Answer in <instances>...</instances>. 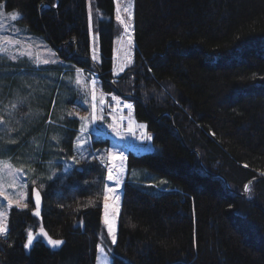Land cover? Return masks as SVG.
I'll list each match as a JSON object with an SVG mask.
<instances>
[{
  "label": "trees",
  "instance_id": "obj_1",
  "mask_svg": "<svg viewBox=\"0 0 264 264\" xmlns=\"http://www.w3.org/2000/svg\"><path fill=\"white\" fill-rule=\"evenodd\" d=\"M56 1L0 3L61 58L96 71L106 92L130 95L154 148L127 151V167L142 177L121 186L111 264H264V0H134L133 63L117 89L107 81L113 0H94L106 16L96 59L86 0ZM32 143L16 137L21 150ZM35 144L30 156L41 154ZM101 173L91 164L50 180L37 216L13 210L0 264H93L101 193L91 199V189ZM36 217L63 243L45 237L25 249Z\"/></svg>",
  "mask_w": 264,
  "mask_h": 264
},
{
  "label": "rangeland",
  "instance_id": "obj_2",
  "mask_svg": "<svg viewBox=\"0 0 264 264\" xmlns=\"http://www.w3.org/2000/svg\"><path fill=\"white\" fill-rule=\"evenodd\" d=\"M113 3V75L107 81L117 89L118 76L133 63L134 0H113ZM86 5L92 34L90 57L96 59L95 35L99 20L106 19V16L97 8L96 1L86 0ZM126 7L132 14L131 20H128V12L124 11ZM13 13L18 12L5 10L0 3V191L3 193L0 195V214L8 228L9 216L13 210H26L36 215L32 189L39 192L41 205L43 195L47 191V194L52 193L45 188L50 180L57 178L61 182L75 168L98 165L102 173L100 180L96 178L93 181L95 190L91 189V199L96 198L95 195L99 194L100 189L101 223L93 264H111L108 247L113 242L108 233V224H112L113 235L116 237L121 186L127 180L140 183L142 177L140 171L127 167V151H154L150 139L147 138V125L134 116L130 95L106 92L96 71L75 66L61 58L58 49L43 35L29 32L19 18L13 20ZM117 16L125 23L121 24ZM125 24L128 25L127 32ZM77 69L80 71L77 72ZM10 71L13 75L9 82L7 74ZM55 76H58V82L54 79ZM52 84L56 86L53 97L50 93ZM93 92L96 97L95 114L99 117L95 122H92ZM68 100L72 102L68 103ZM49 101L51 105L48 106ZM121 103L125 104L124 110L119 109ZM126 105L132 107L128 108ZM81 117L86 119L82 120ZM129 119L138 125H145L143 139L135 135L134 130L129 131ZM70 125L74 127L71 126L70 129ZM84 125H87V130L81 133ZM17 136L28 138V142L33 140V145L29 149L21 150L16 145ZM77 137L84 141L82 146H78L80 141ZM94 142L98 144L95 145ZM35 143H40L38 147H41V154L36 155L35 152L30 156L28 153L35 151L32 149L37 146ZM112 156L116 159H112ZM109 168L113 169V180L107 179ZM10 169L15 179L10 174ZM117 176L118 186L115 180ZM105 185L114 189L108 193L107 202L104 199ZM4 196L12 201L11 207ZM17 200L19 204L16 203ZM25 204L27 207H24ZM35 219L34 224L25 230V243L29 232L33 234L34 240L45 238L41 222L37 217ZM79 222L74 226H78Z\"/></svg>",
  "mask_w": 264,
  "mask_h": 264
},
{
  "label": "snow or ice",
  "instance_id": "obj_3",
  "mask_svg": "<svg viewBox=\"0 0 264 264\" xmlns=\"http://www.w3.org/2000/svg\"><path fill=\"white\" fill-rule=\"evenodd\" d=\"M124 11L125 12H128V20H131L132 19V14H131V12L128 11V8L127 7L124 9ZM19 16H20L19 13H13L12 14V19L13 20H16V19L19 18ZM117 19L120 21L121 24H124L125 23V21L123 19H121L119 16H117ZM127 31H128V25L125 24V32H127ZM93 58L95 59V57H93ZM44 62L45 63H48V61H44ZM79 71L80 70L77 69V72H79ZM92 99L94 101L93 102V105H92V109H93V112H92V122H95L97 119H99V117L95 114V110H96V104H95L96 97H95V92H93V94H92ZM101 103H103V101H101ZM126 107L131 108L132 106L131 105H126ZM81 119L82 120H85L86 118L85 117H81ZM141 127H143V125ZM86 130H87V125L82 126L81 133H83ZM129 131H131V129H129ZM147 138L148 139H151L150 136L147 137ZM77 139L80 141V145H78V146H82V144L84 143V141L81 139V137H77ZM112 159H116V157L115 156H112ZM4 167L8 168L9 166L8 165H4ZM16 171L18 172L19 170H16ZM10 174H12L14 176V179H15V175H14V173H12L11 169H10ZM107 179L108 180H113L114 179V177H113V169L112 168H109L108 169ZM115 180H116V184L118 186L119 185V177L117 176L115 178ZM245 190L246 191L248 190V186L247 185L245 186ZM32 191L35 194V203H36V209H37V211L34 214L38 215L39 214V207H40V194L35 189H32ZM113 191H114V189L109 188L108 185H105L104 199H105L106 202L109 199L108 193L113 192ZM2 194H3L2 191H0V195H2ZM4 199L9 200V206L11 207L12 206V201L10 200V198L8 196H4ZM116 199H119V197H116ZM16 203L19 204V201L17 200ZM105 206L107 207V204ZM24 207H27V204H25ZM106 223H107V221H106ZM7 232H8V226H7V224L4 222V220L2 218V214H0V236L6 235ZM113 232H114L113 226H112V224L109 223L108 224V233H109L110 236H112V242H113V244H115L116 237L113 235ZM44 235L47 238L49 245H51L53 247L59 246L60 244L63 243L60 240H55V239H52L50 237H47V234L46 233H44ZM33 240H34L33 234L31 232H29L28 235H27V241L24 244V248L25 249H28L32 245ZM97 247L99 249V246H97Z\"/></svg>",
  "mask_w": 264,
  "mask_h": 264
},
{
  "label": "bare ground",
  "instance_id": "obj_4",
  "mask_svg": "<svg viewBox=\"0 0 264 264\" xmlns=\"http://www.w3.org/2000/svg\"><path fill=\"white\" fill-rule=\"evenodd\" d=\"M112 94V93H111ZM143 125V127H141ZM144 124L138 125L134 120L129 119V124H127V128L134 130L133 133L135 135L140 136V139H143V135H144ZM240 194V193H239Z\"/></svg>",
  "mask_w": 264,
  "mask_h": 264
},
{
  "label": "water",
  "instance_id": "obj_5",
  "mask_svg": "<svg viewBox=\"0 0 264 264\" xmlns=\"http://www.w3.org/2000/svg\"><path fill=\"white\" fill-rule=\"evenodd\" d=\"M56 2H57L56 4H58V3H59V0H57ZM56 4H55L54 6H56ZM47 5H48V4H47ZM54 6H53V7H54ZM251 181H252V180L247 181V183L245 184V186H246V185L248 186L249 183H250ZM245 186H244V193H243V194H246V193H247V191L245 190ZM34 198H35V194H34Z\"/></svg>",
  "mask_w": 264,
  "mask_h": 264
},
{
  "label": "built area",
  "instance_id": "obj_6",
  "mask_svg": "<svg viewBox=\"0 0 264 264\" xmlns=\"http://www.w3.org/2000/svg\"><path fill=\"white\" fill-rule=\"evenodd\" d=\"M119 109L124 110L125 109V104L121 103L120 106H119Z\"/></svg>",
  "mask_w": 264,
  "mask_h": 264
}]
</instances>
